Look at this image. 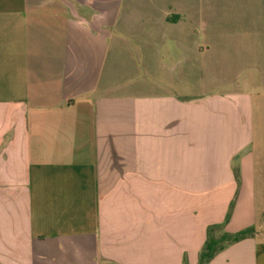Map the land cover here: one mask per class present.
Segmentation results:
<instances>
[{
  "label": "crops",
  "instance_id": "1",
  "mask_svg": "<svg viewBox=\"0 0 264 264\" xmlns=\"http://www.w3.org/2000/svg\"><path fill=\"white\" fill-rule=\"evenodd\" d=\"M264 264V0H0V264Z\"/></svg>",
  "mask_w": 264,
  "mask_h": 264
},
{
  "label": "trees",
  "instance_id": "2",
  "mask_svg": "<svg viewBox=\"0 0 264 264\" xmlns=\"http://www.w3.org/2000/svg\"><path fill=\"white\" fill-rule=\"evenodd\" d=\"M234 208V201L231 203L225 221L222 224L211 225L207 229V240L200 253L198 264H209L214 257L223 251L226 247L239 241L251 238L255 235L254 228H248L237 233H229L225 230ZM184 264L187 263L185 258Z\"/></svg>",
  "mask_w": 264,
  "mask_h": 264
},
{
  "label": "rangeland",
  "instance_id": "3",
  "mask_svg": "<svg viewBox=\"0 0 264 264\" xmlns=\"http://www.w3.org/2000/svg\"><path fill=\"white\" fill-rule=\"evenodd\" d=\"M3 257L5 258L4 251H1V249H0V261H2L1 258H3Z\"/></svg>",
  "mask_w": 264,
  "mask_h": 264
}]
</instances>
